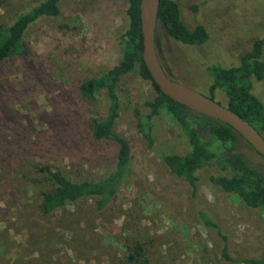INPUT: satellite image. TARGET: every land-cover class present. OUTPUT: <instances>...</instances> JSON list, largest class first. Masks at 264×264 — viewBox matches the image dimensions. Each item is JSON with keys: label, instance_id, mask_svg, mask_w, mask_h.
<instances>
[{"label": "rangeland", "instance_id": "1", "mask_svg": "<svg viewBox=\"0 0 264 264\" xmlns=\"http://www.w3.org/2000/svg\"><path fill=\"white\" fill-rule=\"evenodd\" d=\"M43 1L0 0V25L14 24ZM174 1L185 27L192 31L202 25L210 38L190 45L159 26L162 67L171 80L210 97L209 68L238 66L264 39V0ZM128 8L126 0H62L58 18H43L27 32L26 54L0 68V264H125L129 240L147 246L152 264L264 259V214L209 180L230 171L219 164L202 168L196 197L184 179L168 171L161 155H186L192 147L165 109L154 120V149L148 148L135 115L149 113L145 103L157 92L139 73L123 78L118 89L116 132L133 147L120 195L103 211L92 199L52 217L41 215V192L47 186L31 181L43 179L38 168L50 166L81 182L98 180L116 166L118 147L95 141L90 128L93 120L106 118L107 94L88 99L81 86L121 62L123 36L131 25ZM253 85L264 104V80L254 79ZM215 95L228 105L222 90ZM235 153L264 173L263 157L245 141ZM201 211L220 228L206 226ZM224 237L239 262L224 259Z\"/></svg>", "mask_w": 264, "mask_h": 264}, {"label": "trees", "instance_id": "2", "mask_svg": "<svg viewBox=\"0 0 264 264\" xmlns=\"http://www.w3.org/2000/svg\"><path fill=\"white\" fill-rule=\"evenodd\" d=\"M126 1L129 5L128 16L131 25L123 36L121 62L101 77L85 81L81 86L82 95L88 99L96 98L101 91L107 94L109 100L107 116L104 119L93 120L90 128L95 141L115 144L118 147L116 166L110 174L98 180L81 182H76L63 173L54 171L50 166L38 168V171L43 174V179L31 181L47 186V189L41 192L42 199L39 205L41 215L52 217L69 206H76L92 199L97 200L98 209L103 211L120 195L130 171L133 147L127 138L116 132L121 111L118 89L123 78L132 73H139L144 79L152 82L157 92V96L152 101L145 103L149 113L136 111L135 115L138 130L143 135L148 148L154 149V120L164 109L180 125L192 147L191 152L186 155H161L170 174L184 179L190 185L193 196L196 197L200 181L198 172L208 165L219 164L222 169L230 173L210 176V182L238 197L247 207L260 210L264 214V173L244 156L235 153L240 140L250 144L230 125L192 111L170 99L160 90L143 60L141 0ZM61 2L62 0H44L29 12L20 15L14 24L0 25V68L16 57L26 54L27 32L43 18H58L61 14ZM159 26H162L171 38L190 45H204L210 38L207 29L202 25H198L192 31L185 27L181 8L174 0H161L157 30ZM263 47L264 39L256 42L254 49L242 57L238 66L230 69L214 66L209 68V73L213 78L210 98L215 100L216 91L222 90L228 99L226 107L248 121L264 136V104L253 93V80H264ZM203 132L210 133L211 138L203 137L201 134ZM219 152L226 156H221ZM200 218L206 226L220 228L207 212L201 211ZM219 234L221 235L220 231ZM224 241V259L239 262L230 256L226 237ZM126 249L125 264H152L150 252L142 241L129 240ZM240 262L264 264V259H248Z\"/></svg>", "mask_w": 264, "mask_h": 264}, {"label": "water", "instance_id": "3", "mask_svg": "<svg viewBox=\"0 0 264 264\" xmlns=\"http://www.w3.org/2000/svg\"><path fill=\"white\" fill-rule=\"evenodd\" d=\"M161 0H141V28L144 40L143 60L154 82L170 99L202 115L217 119L230 125L260 155L264 157V136L248 121L228 107L171 80L165 73L156 47V31Z\"/></svg>", "mask_w": 264, "mask_h": 264}]
</instances>
